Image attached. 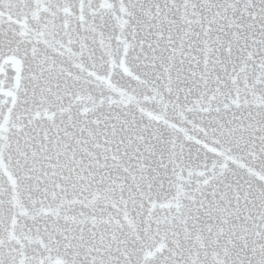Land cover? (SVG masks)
Instances as JSON below:
<instances>
[{
	"label": "snow or ice",
	"instance_id": "6c2138e0",
	"mask_svg": "<svg viewBox=\"0 0 264 264\" xmlns=\"http://www.w3.org/2000/svg\"><path fill=\"white\" fill-rule=\"evenodd\" d=\"M0 264H264V0H0Z\"/></svg>",
	"mask_w": 264,
	"mask_h": 264
}]
</instances>
